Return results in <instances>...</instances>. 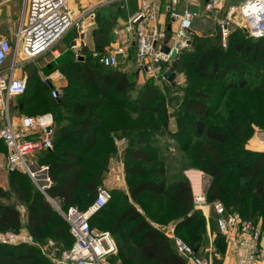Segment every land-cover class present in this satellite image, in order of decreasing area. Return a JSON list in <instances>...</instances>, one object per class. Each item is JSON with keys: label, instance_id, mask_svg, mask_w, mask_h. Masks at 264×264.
Returning <instances> with one entry per match:
<instances>
[{"label": "trees", "instance_id": "1", "mask_svg": "<svg viewBox=\"0 0 264 264\" xmlns=\"http://www.w3.org/2000/svg\"><path fill=\"white\" fill-rule=\"evenodd\" d=\"M137 1H121V5L127 7L130 2L132 9L136 10ZM105 6L97 7L96 23L100 26V32L102 28L106 29V41L103 44L109 45L114 41L112 27L125 13L123 7H107L109 10H103ZM106 18L108 21L102 22ZM213 30L215 32L212 36L208 35L209 32L204 35L195 33L189 46L184 48L174 61L161 63V69L167 64L175 71L182 67L197 79L220 82L225 90L238 91L251 84L264 90V37L254 38L244 29L235 27L229 30L226 47H223L217 23ZM211 38H215L214 42ZM72 39L73 36L71 39L66 36L65 47L60 49L57 57L52 56L59 64L56 66L66 73L70 80L62 95L53 98L50 87L36 72L26 79L24 92L13 97L17 98L16 102L11 98L12 107L20 116L46 112L53 115L52 148L39 149L31 154L34 167L48 166L50 184L42 191L24 170H9V188L0 186V229L17 231L21 225L18 202L25 203V226L29 235L39 239L47 232L48 224L53 223L54 233L65 237L70 248L73 237L69 226L65 219L56 213L47 197L58 200L63 209L70 205L77 206L74 204L78 201L77 191L87 186L94 194L93 200L95 199L97 187L100 185H97L96 179L86 181L84 154L101 146L103 138L110 143V148L114 149L112 131H119L118 136L126 140L124 152L127 162L136 160L147 165L153 164L157 146L151 145L155 141L156 122L166 126L168 119L173 118L176 129L171 133V137L183 152L191 151V164L211 177L205 189L206 200L210 203L220 201L228 213L238 214L243 219L252 218L253 213H256L263 220V230L264 150L247 149L243 146L241 134H238V138H233L231 133L213 125L209 118L214 107L207 101L208 97L202 89L182 87V95L174 99V111L168 114L167 104L171 101H166L162 89L152 76L147 78L143 85H136L133 79L135 73L124 70L121 62L117 66L103 65L100 57L104 53L94 56L88 47H83V57L80 58L71 48ZM54 65L50 62L46 71H53ZM162 81L171 84L167 79H158V82ZM134 90L137 91L136 94L133 93ZM105 104H110L111 108L121 115L117 127L109 126L104 121L101 110ZM130 114H135L136 117H130ZM153 117L155 122L152 121ZM142 118L149 119L142 121ZM259 128L264 130V122ZM249 134L247 133L248 136ZM0 146L5 147L1 141ZM230 146L231 149H227ZM228 166H234V169H229L226 173L224 169ZM124 168L130 177H135L141 172L139 167L128 163ZM146 172L142 169V174ZM148 172L150 177L128 186L130 198L137 200L141 194L155 198L167 195L180 216L175 225L176 234L180 232L182 235H178L196 249L204 246L206 219L202 211L193 206L188 179L183 175L169 183L162 164L153 166ZM232 174L243 181L230 185L226 176L228 179ZM110 193L109 201L118 194L112 190ZM93 200L77 207L84 210ZM109 201L91 215V228L93 224L101 225L99 221L92 222L95 215L101 212L110 214L105 209ZM248 201H251L250 207ZM157 221L150 220L148 213H141L134 205L124 204V208L113 219L111 231L100 230L108 231L117 245L116 254L108 257L109 262L115 256L117 262L110 263L185 264L175 252L163 227L154 224ZM183 228L191 229L182 233ZM217 237L224 242V246H220L221 252L225 249V238L220 233ZM38 257L39 253L32 244L0 242V264H35Z\"/></svg>", "mask_w": 264, "mask_h": 264}, {"label": "built area", "instance_id": "2", "mask_svg": "<svg viewBox=\"0 0 264 264\" xmlns=\"http://www.w3.org/2000/svg\"><path fill=\"white\" fill-rule=\"evenodd\" d=\"M226 1L139 0L138 8L113 27V45L100 61L105 66H117L132 54L139 64L138 69L148 75L160 73L163 77L170 66L167 64L159 69L158 65L171 62L173 49L179 55L189 45L198 20L223 8ZM193 5L197 7L193 8ZM96 9L73 10L68 8L67 0H22V13L13 37H0V141L7 150L9 169L24 170L42 191L50 184L48 166L34 167V161L27 155L34 150L52 148L54 119L50 112H46L20 116L18 123H13L9 114L10 99L24 92L27 79L26 75L16 73L18 68L45 54L57 57L60 54L57 45L70 31L75 33L71 48L78 51L84 42V32L95 25ZM162 12L168 27L160 23ZM232 26H241L254 38L261 37L264 34V0H245L227 7L220 20L223 45H226ZM163 45L168 46V52L162 50ZM55 78L61 79L63 74L56 70L43 78L45 82H52L50 93L53 98L59 95ZM34 135L38 138H31ZM254 137L264 150V130L255 128ZM189 172L193 206L202 211L207 222L210 210L214 212L217 231L224 235L226 253L233 259V264H264V238L259 224L228 213L220 201L208 202L202 183L194 182ZM110 198V190L100 185L95 199L86 209L70 205L61 211L73 237V243L64 255L65 264H112L108 257L117 252L114 238L108 231H98L89 225L91 215ZM163 230L185 264H213L215 247L212 240L196 249L170 228Z\"/></svg>", "mask_w": 264, "mask_h": 264}, {"label": "rangeland", "instance_id": "3", "mask_svg": "<svg viewBox=\"0 0 264 264\" xmlns=\"http://www.w3.org/2000/svg\"><path fill=\"white\" fill-rule=\"evenodd\" d=\"M6 1L7 0H0V32L3 31V28L7 27V18H9L8 16L10 15L9 11H12L7 7V4L5 3ZM121 1L127 2L128 0L99 1V3L102 4L101 6L106 5L103 10H109V8L107 7H112L113 9H120L123 7L122 9H124L125 15H121L116 20L115 24H118V22L127 18V15L131 14L129 13L130 11H135L132 9L133 7L130 5V2L128 6L125 7L121 5ZM229 5L230 4H228V2L226 1L224 7L221 8L219 12L211 11L210 13H208V15L200 18V20H198L196 24V27L193 29L192 34L190 35V42L192 36L195 33L204 35L205 33L209 32L208 35H214L215 30H213V27L215 23H217L219 26L220 40L222 44L220 20L225 16L227 7ZM107 21L108 19L106 18L103 19L102 22ZM104 27H106V25H104ZM235 27H238L241 30L244 29L241 26H232L230 27V29ZM6 30L8 31L9 29L6 28ZM211 31L213 32V34H211ZM85 33H88L89 36V39H87L86 42L84 41ZM104 35H106V29L102 28L100 32V26L95 23V25L88 28L84 32L83 45L79 47L78 51L75 50V54L78 53L83 57V47H88L90 51L93 52L94 56H100V54L103 53L105 54L112 47L114 41L112 43H109V45H104L103 42L106 41ZM67 36L70 39L73 36V39L71 41L72 44L75 38L74 31H70ZM261 37H264V34ZM211 39H213L214 42L215 38ZM64 44L65 40H62L57 46L59 49H62L63 47H65ZM222 46L226 47V45L223 44ZM50 62H53L55 64L53 71H46V68L49 66ZM57 64L58 63L53 60L51 54H45L44 56L36 58L34 61L28 63L27 65L18 68L16 74H23L26 75L27 78H29L32 74L37 72L41 80L45 82L43 80L44 76L50 75L56 70L60 71L63 74V78H55L53 80L54 84L58 88L59 94L62 95L63 89L67 85H69L70 80L66 73L62 72V70L56 66ZM131 64L133 69L139 67V64L136 60H132ZM158 66V68L160 69L161 66ZM175 72L176 78L172 82L169 81L171 84H165V82L163 81L162 83L158 82L159 78L165 79L160 75V73L148 75L145 71H142L143 74L140 79H137V77H134L133 79L136 85L141 86L145 83L147 78L152 76L155 79V82L158 83L157 85L162 89V92L164 93L163 97L166 99V101H171V104H167L168 114H171L174 111V107H176L174 99L182 95V92H180L182 87H185L187 89H202L208 97L207 101L214 107L213 114L209 118V121L213 125L228 133H231V136L233 138H238V134H241L240 137L243 138V146L247 149H250L247 147L249 142L255 141L257 143V140L254 137V129L257 127L259 128L261 123L264 122V90L258 89L257 86L253 84L238 91L225 90L221 86L220 82L211 79H197L187 71H184L182 67ZM133 93L136 94L137 91L134 90ZM13 99L16 102L17 98L15 97ZM13 99H10L11 104L9 105V114L12 121L14 122L15 120L19 121L20 115H18V111H15L12 107ZM101 112L104 115V121L107 122L106 124L112 127H117L119 125L121 115L117 114V112L113 108H111L110 104H105ZM130 117L135 118L136 115L130 114ZM148 119L149 118H142V121H148ZM152 121L155 122L154 117L152 118ZM156 127L157 129L155 130L156 132L154 134L155 141L151 145L153 146V144H155L157 146L155 157L156 160L154 159L152 162L153 164L151 165H147L142 161L136 160H130L129 162L126 161V154L124 152V149L126 147V140L125 138H120L118 136L119 131H117V133H115V131H112V143L114 145V149L110 148V143L105 140V138H103L101 146L93 148L88 153L84 154L86 181H94L96 179L97 185L104 186L109 190L115 191V193L118 192V194H115L114 198H112L105 207V209H107L109 211L108 213L110 214H102L101 212L100 214L95 215V217L92 219V222L99 221L101 223L100 226H95V224H93L94 229L98 231H111L110 226L113 223L115 215L124 208V204H131L134 205L141 213H148V217L150 220L157 219L158 221L157 223H154L155 225H157L158 227L170 228L176 234L175 225L180 216L176 213L175 205L167 195L166 197L164 196L155 198L147 194H141L137 200H133L129 196L128 186L132 183H136L139 180L150 177L151 174H148V171H150V169L155 165L162 164L165 167L167 180L169 183L175 181L179 176L183 177V175L188 179L185 172L189 169H193L189 172L190 176H193H191V178H194V182H201L204 189H206L207 184L211 180L210 175L197 166L192 165L191 162L193 156L191 151L183 152L180 149L179 144L171 137V133H173L176 129L175 120L173 118L168 119L166 126H162L161 124L156 122ZM247 133H250L249 136L247 135ZM231 147L232 146L227 147V149H231ZM31 160H34L32 158V155ZM126 163L134 167H139L141 169L140 174L136 175L135 177L128 176L124 168ZM7 166L8 170H10L9 165ZM231 167L232 166H228L227 168H225V172L227 173L229 169H234V166L232 168ZM142 169L147 172L145 174H142ZM234 176L235 175L232 174L228 179L226 176V180L227 182L229 180L228 183L230 185L233 186L235 185V182L239 183L243 181L242 178L239 179L237 176ZM189 184L191 189L190 181ZM3 187L9 188V184L6 182ZM93 196L94 194L91 193L89 187L83 186L81 190L77 191L78 201L74 204L80 207L84 206L90 200H93ZM47 200L50 202L48 198ZM51 201L52 203L50 202V204L53 206L56 213L60 215V217L64 220L61 214V211H63L64 209L62 208L60 202L56 199H51ZM18 204L21 212V225L17 229V231H4L0 229V242L6 244L28 243L34 245L39 253V257L36 259L35 264H65L64 255L69 249L67 239L54 233L53 223L48 224L47 232L44 236L39 239L32 238L25 226L26 205L25 203L20 202H18ZM248 204L250 207L251 201H248ZM253 214L254 215L252 216V218H249V220H252L255 223L259 224L261 229L263 227L261 226V224H263V220L258 217L256 213ZM189 229L191 228H183L182 233L189 232ZM261 232L264 238V228L263 230H261ZM178 234L182 235L180 232H178ZM217 235L218 232L215 226V217L210 210L209 220L208 222L206 221V243L204 244V246L212 240L216 245V249L220 251V246H224V242L220 237H217ZM110 262H117L115 256L110 259Z\"/></svg>", "mask_w": 264, "mask_h": 264}, {"label": "crops", "instance_id": "4", "mask_svg": "<svg viewBox=\"0 0 264 264\" xmlns=\"http://www.w3.org/2000/svg\"><path fill=\"white\" fill-rule=\"evenodd\" d=\"M99 1L100 0H67V5H68V7L70 9L79 10V9H87V8H91V7H99V6L102 5L101 3H99ZM244 1L245 0H227L228 4H240V3L244 2ZM137 2L139 4V0ZM5 3L7 4V7L10 8V10H12V11H9L10 15L8 16L9 18H7L8 24H7L6 28H8L9 30L7 31L6 28H3V31L0 32V37H6V38L10 39V38L13 37V35H14L16 29H17L19 20H20V16H21V13H22V0H7ZM192 7L196 8L197 6L193 5ZM219 10H221V9H219ZM219 10L217 12H219ZM161 11H163L162 8H161ZM132 12H134V11H130L129 13H132ZM125 19L121 20L118 23L123 22ZM159 20H160V23H162L164 26H166V27L169 26L167 18H166L165 14L163 12L160 14ZM87 39H89V36H88V33H85L84 41L86 42ZM132 60H135L134 56L133 57H129L128 59H126L124 61L121 60V63L123 65L124 70L128 71L129 73L134 72L135 73V77H137V79H140L142 74H143L142 73L143 70L138 69V67L133 69L132 68V64H131ZM13 123L17 124L18 121L15 120ZM31 138L37 139L38 135H34ZM247 147L250 148V149H254V150H262V148L260 146H258V143H256L255 141L249 142ZM34 151H36V150H34ZM33 152H31L30 154L27 155V158L29 160H31V154ZM7 165H8L7 150H6L5 147L0 146V186H2V187L4 186V184L6 182L8 183V181H7V173H8L9 170H8V166ZM192 170L193 169L187 170L185 172L186 176H187V173L189 171H192ZM192 179L194 180V178H192ZM211 212H212L213 216L215 217L214 212L213 211H211ZM208 226H209V224H208ZM215 226H216V223H215ZM216 229H217V226H216ZM213 246L216 249V245H215L214 242H213ZM233 262H234L233 259L230 256H228L227 253H226V244H225V249L223 251L220 252V251H218L216 249L215 255H214L213 264H233Z\"/></svg>", "mask_w": 264, "mask_h": 264}, {"label": "water", "instance_id": "5", "mask_svg": "<svg viewBox=\"0 0 264 264\" xmlns=\"http://www.w3.org/2000/svg\"><path fill=\"white\" fill-rule=\"evenodd\" d=\"M162 50H163L164 52H168L169 48H168V46L163 45V46H162ZM79 57L81 58L82 56H79ZM177 57H178V53H177V51H176L175 49H173V50L171 51V53H170V61H171V62L174 61ZM163 77H164L165 79H167L168 81L172 82V81H174V79L176 78V72H175L174 69L170 66V67H169V68L163 73ZM46 84H47L50 88L53 87V84H52V82H51L50 80H46ZM47 198H48V199L50 200V202L52 203L51 199H50L49 197H47Z\"/></svg>", "mask_w": 264, "mask_h": 264}]
</instances>
